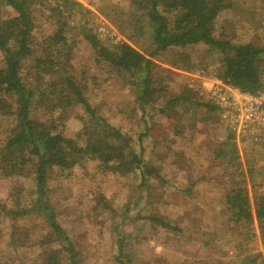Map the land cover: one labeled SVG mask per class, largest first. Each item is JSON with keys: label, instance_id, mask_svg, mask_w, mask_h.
<instances>
[{"label": "rangeland", "instance_id": "1", "mask_svg": "<svg viewBox=\"0 0 264 264\" xmlns=\"http://www.w3.org/2000/svg\"><path fill=\"white\" fill-rule=\"evenodd\" d=\"M73 1L77 4L38 0L32 6L35 47L63 25L73 48L71 69L77 82L87 87V100L113 128L134 139L148 133L142 155L154 170L143 188L135 175H113L94 161L51 172L49 198L78 264H264L257 221L236 222L227 198L246 188L252 211L256 197L264 201V127L250 126L244 136L224 117L228 110L213 95L218 83L226 85L220 79L222 54L203 45L160 52L152 60L159 67L155 87L164 90L143 113L128 76L98 64L84 38L95 36L109 49L127 43L149 57L153 48L142 11L132 0ZM226 2L229 7L215 23L216 36L263 46L264 0ZM0 15L11 19L17 13L0 0ZM2 61L0 53V67ZM22 74L42 87L48 83L47 76L39 80L29 62ZM172 96L190 101L166 109ZM209 102L214 111L206 107ZM50 105L48 101L45 109L34 108V116L54 120L59 131L77 139L85 111ZM13 125L12 118L0 116V147ZM32 171L26 176H0V207L20 212L32 204L36 197ZM50 235V227L35 214L14 218L0 211V264H47L51 251L59 249V261L70 264V254Z\"/></svg>", "mask_w": 264, "mask_h": 264}, {"label": "trees", "instance_id": "2", "mask_svg": "<svg viewBox=\"0 0 264 264\" xmlns=\"http://www.w3.org/2000/svg\"><path fill=\"white\" fill-rule=\"evenodd\" d=\"M37 1L4 0L17 16L4 19L0 15V53L3 55L0 67V116L12 118L14 122L0 147V176H26L32 168L36 194L32 204L20 212L5 207H0V211L14 218L30 213L41 217L50 227V236L60 244L63 251L70 254V264H78L74 245L62 228L49 198L48 180L51 172L57 169L71 171L82 161H94L113 175H135L140 180V188H143L154 170L149 169L142 155L143 140L148 133L138 134L134 139L129 132L113 128L97 115L87 100V87L77 82L71 69L73 48L63 25H58L52 36L35 47L31 10ZM132 1L148 21L153 48L149 57L127 43L109 49L95 36L86 34L84 38L95 51L98 64H106L128 76L136 95V105L143 113L164 90L155 87L159 67L152 59L168 49L203 45L218 51L223 56L220 79L226 85L252 95L262 90L264 45L237 44L220 39L215 34L217 18L229 7L226 0ZM71 2L77 4L73 0ZM26 62L31 63V69L40 77L39 80L48 77L45 87L39 85L38 80L23 76ZM172 97L174 99L166 109L179 102L190 101L187 97ZM48 101L51 108L64 110L81 107L85 111L87 116L83 119L84 128L77 139L59 131L54 120L46 122L34 116L33 109H45ZM206 107L215 110L210 102ZM216 156L225 158L222 154ZM227 198L236 222L256 220L264 242L263 198H255L254 211L246 188L232 191ZM152 220L171 229L162 220ZM60 252L61 249L51 251L47 264H62L57 257Z\"/></svg>", "mask_w": 264, "mask_h": 264}, {"label": "built area", "instance_id": "3", "mask_svg": "<svg viewBox=\"0 0 264 264\" xmlns=\"http://www.w3.org/2000/svg\"><path fill=\"white\" fill-rule=\"evenodd\" d=\"M213 95L217 103L228 110L224 117L228 118L233 131L246 136L250 126L264 127V91L252 95L218 83Z\"/></svg>", "mask_w": 264, "mask_h": 264}]
</instances>
